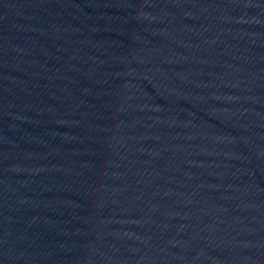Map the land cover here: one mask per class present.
Here are the masks:
<instances>
[{
	"label": "water",
	"instance_id": "obj_1",
	"mask_svg": "<svg viewBox=\"0 0 264 264\" xmlns=\"http://www.w3.org/2000/svg\"><path fill=\"white\" fill-rule=\"evenodd\" d=\"M0 264H264V0H0Z\"/></svg>",
	"mask_w": 264,
	"mask_h": 264
}]
</instances>
